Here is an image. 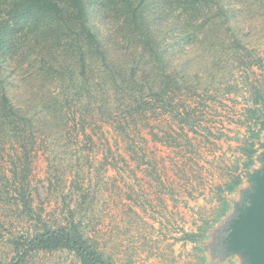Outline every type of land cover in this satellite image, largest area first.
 Masks as SVG:
<instances>
[{
	"label": "trees",
	"instance_id": "1",
	"mask_svg": "<svg viewBox=\"0 0 264 264\" xmlns=\"http://www.w3.org/2000/svg\"><path fill=\"white\" fill-rule=\"evenodd\" d=\"M252 5L257 13L264 10V0H0V190L15 209L13 222L31 227L10 235V253H0V264H26L35 254L62 251L79 264H114L73 219V210L65 222H55L35 209L34 152H57L56 143L70 130L73 142L90 139L96 116L118 132L153 114L181 130H197L199 106L213 98L209 85L202 87L204 57L216 70L238 67L247 80L253 68L264 72V56L246 41L245 11ZM258 83L249 84L246 99L254 120L255 107L264 109V78ZM149 132L152 141L173 146L166 131L165 138ZM249 132L229 180L217 187L214 218L183 236L200 251L213 224L231 210L226 196L243 184L239 172L255 166L261 133ZM200 261L214 264L206 256Z\"/></svg>",
	"mask_w": 264,
	"mask_h": 264
},
{
	"label": "rangeland",
	"instance_id": "2",
	"mask_svg": "<svg viewBox=\"0 0 264 264\" xmlns=\"http://www.w3.org/2000/svg\"><path fill=\"white\" fill-rule=\"evenodd\" d=\"M245 17V33L250 31L246 41L264 56V10L257 13L252 5ZM204 59L199 66L204 75L202 87L209 85L213 100L201 102L196 113L197 130H181L164 115L153 114L144 123L139 121L137 128L118 132L96 116L87 130L90 139L80 136L77 143L73 142L70 130L56 143L57 152L45 147L34 152L30 183L35 209L55 222H65L73 210V219L81 223L87 236L97 240L114 264H202L203 256L214 264H241L238 256L214 258L210 247L233 215L234 205L241 202L240 190L250 188L249 183L226 196L231 210L213 224L204 241V251L184 241L183 236L214 218L219 204L217 187L229 180L250 129L259 128L261 117L250 119L246 99L251 83L259 84L264 72L253 68L246 72L247 80L238 67L225 64V70H216L219 67L210 64L209 56ZM215 71L212 83L210 76ZM149 131L163 138L166 131L173 146L152 141ZM133 140L134 154L128 147ZM257 149L261 151L259 145ZM56 176L64 177L65 182L57 181ZM5 199V192L0 190L2 255L10 253L8 238L12 233H26L31 228L29 222H13L10 212L15 209ZM26 264L79 261L66 251L41 252Z\"/></svg>",
	"mask_w": 264,
	"mask_h": 264
},
{
	"label": "water",
	"instance_id": "3",
	"mask_svg": "<svg viewBox=\"0 0 264 264\" xmlns=\"http://www.w3.org/2000/svg\"><path fill=\"white\" fill-rule=\"evenodd\" d=\"M255 109L261 117L257 129L261 133L257 141L261 151L255 156V165L261 166L239 172L243 184L246 182L251 186L240 190L241 202L234 205L233 215L215 235L210 247L214 258L238 256L241 264H264V109L262 106Z\"/></svg>",
	"mask_w": 264,
	"mask_h": 264
}]
</instances>
